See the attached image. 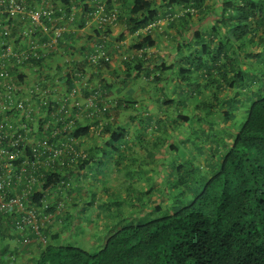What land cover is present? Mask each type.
Segmentation results:
<instances>
[{"label": "trees", "instance_id": "1", "mask_svg": "<svg viewBox=\"0 0 264 264\" xmlns=\"http://www.w3.org/2000/svg\"><path fill=\"white\" fill-rule=\"evenodd\" d=\"M60 2L77 6L76 19L68 25L70 30L63 34L58 51L48 58L29 61L23 67L12 69V77L18 82L24 83L32 74L34 81L43 79L42 86L47 87L52 77L47 75L46 65L63 54L62 61H57V70L62 75L60 81L66 80L65 97H68L78 88L77 83L84 72L91 68H108L113 55L104 40V44H96L85 58L73 57L76 39L93 38L86 34L87 28L94 29V33L101 37L107 32L103 30L123 22L125 29L118 40L129 38L130 50L143 52L157 44L154 34L160 35L159 29L146 30L153 22L162 19L154 0H132L128 11L123 14L117 6L126 0L115 3L108 0L106 13L115 15V20L100 25L92 23L90 27L86 26L92 20L95 8L86 3L87 0ZM169 3L185 5L187 18L192 19L195 13L205 21L201 19L199 27L193 29L187 19L183 20L179 33L182 35V30L193 29V34L186 38L187 41L177 43V58L174 57L169 66L165 61L164 71L161 70V74L174 72L181 77V80L177 77L176 84L177 87L181 84L182 88L174 91L184 96L183 110L179 108L171 112L174 99L163 98L157 100L154 117L147 118L146 122L151 126L153 120L158 119L160 126L159 121L162 123L166 117L167 123H192L194 138L186 141L193 142L197 151L208 150L211 155V161L206 165L209 171L196 164L197 157H187L188 161L183 158L175 168L179 178L168 181L174 183L172 191L184 186V192L177 196L167 193L165 208V203L154 199L149 205L142 206L138 204V198L131 201L132 206L139 207L132 215L133 219L126 218L114 224L113 229L106 232L104 242L92 252L57 243L59 236L50 237L48 229H43L46 242H41L44 247L34 264H264V0H224L220 10L216 4L214 7L205 6L204 0H169ZM99 45L104 47L109 59L88 63V57ZM33 64L38 71H31ZM123 66L127 70L126 83L133 76L145 77L146 73L150 78L155 72L150 69L145 72L148 65L137 57H128ZM161 74L154 75V83H160ZM97 87L91 89L90 95L100 94L103 98L98 101V106L102 107L103 103L109 102V94L104 86ZM183 88H188V93ZM126 100H116L114 107L94 117L86 101L83 104L73 101L71 117L75 123L69 137L73 141L85 137L91 133V124L104 120L102 135L112 142L113 151L119 153L121 150L113 143H120L122 148L131 151L132 146L127 142L130 140L129 131L119 124L118 117L121 109L137 111L139 105ZM49 107L48 112L33 122L37 135L41 137L53 136L54 120L48 113L57 109ZM79 116L84 117L85 122H80ZM132 116L133 121L139 120L138 114ZM138 122L141 125L143 120ZM47 123L50 124L46 129ZM185 134L186 131L181 132V137ZM200 137L205 142H200ZM164 147L167 160L169 153L178 150L174 143L165 142ZM87 157L80 158L76 167L92 164L93 159ZM81 161L84 164L81 165ZM59 178L57 174L49 175L43 190L33 193L29 201L41 205L43 193L51 185H56ZM69 193L68 190L69 197L65 198L68 203ZM58 199L60 201L61 196L56 201ZM56 206V202L52 203L49 210L54 212ZM2 217L9 218L0 215ZM61 219L64 220L58 218Z\"/></svg>", "mask_w": 264, "mask_h": 264}, {"label": "built area", "instance_id": "2", "mask_svg": "<svg viewBox=\"0 0 264 264\" xmlns=\"http://www.w3.org/2000/svg\"><path fill=\"white\" fill-rule=\"evenodd\" d=\"M107 1L87 0L95 12L86 27L115 20V15L106 13ZM77 10L76 5L67 6L60 0H0V215L9 216L17 230L30 231L42 243L46 242L43 229H48L55 218L66 215V192L72 185L70 172L80 158H85L69 137L75 123L71 117L74 100H71L80 89L59 98L56 96L61 85L58 77L43 87V79L33 83L34 80L28 82L27 78L21 83L12 77L11 71L58 51L63 34L70 30L68 25L76 19ZM172 19L171 15L159 19L146 30H162L163 22ZM103 59L109 57L99 45L87 62L96 64ZM31 71H38V67L33 64ZM101 98L100 94H93L86 99L87 108L93 110L92 117L115 106V102H105L99 107ZM49 106L57 109L48 113L54 120L53 136L41 137L33 122L48 112ZM53 174L60 178L43 193L42 204L30 202L31 195L41 192ZM54 196H61V200L56 201ZM54 202L56 210L51 212L49 208ZM21 242L28 245L31 238L24 236Z\"/></svg>", "mask_w": 264, "mask_h": 264}, {"label": "crops", "instance_id": "3", "mask_svg": "<svg viewBox=\"0 0 264 264\" xmlns=\"http://www.w3.org/2000/svg\"><path fill=\"white\" fill-rule=\"evenodd\" d=\"M112 1L115 3L118 1L123 2L124 0H112ZM126 1L127 2L123 3V5L121 4L117 6L119 7V12L122 11V14L128 11L130 7L129 4L131 3L132 0H126ZM154 1H155V7L159 10V16H161L160 18L165 19L169 15H172L173 19L171 21H164L166 22L165 26H167L168 29H163L164 31L162 32V30L158 28L160 32H162L163 34L160 33H159L160 35L154 34L155 38L157 39V44L153 48H150L143 52H137L130 50L131 48L129 45L130 42L129 38H127L124 41H119L118 37L125 29V25L123 22L122 23L119 22L113 27L103 30L107 32L106 34L103 33V36L101 35V37L94 33V29L87 28L85 29L86 34L89 36H93V38L88 40L87 38L80 39L81 37H79L78 39H76L75 45L73 47V50L75 51L72 50L74 58L77 59L79 57L85 58V56L89 54V52L93 49V47L96 44L101 42L103 43L104 40L106 46L108 45V49L111 55H113V61L111 65L108 66V68H102V69L100 68L98 70H94L93 68H91L90 70L84 72L81 80L77 83L80 92L78 93L77 97L74 99V102L78 101L79 104L85 103L86 99L91 93V89L97 86L100 87L104 86L105 89L108 91L109 94L108 101L110 104L115 102L116 100L127 99L126 101L137 103L138 106L139 102L137 98L143 97L145 101H147L144 104H142L144 108H148V110H152L155 107H157L156 106L157 99L149 98L150 89H153L154 75H158V73L156 74L154 70H159V72H161V70L164 71L163 63L166 61L167 62L166 65L169 66L171 65L174 57L177 58L178 44L176 40L178 38L175 41L174 39L176 33H179V31H181L180 28H182L183 26L184 23L183 20L187 19V21L190 22L189 23L190 25L191 24L193 25V22L196 21L194 20L193 17L191 19L185 16L186 14V10L184 7L185 5H178V4L171 5L169 3V0L166 1L154 0ZM172 22L175 24L174 25L171 24ZM197 27H199V25H197L196 28ZM57 56L60 58L53 59L49 63V65H46V72L48 73L47 75H50V77H52V79H49L50 81H54L55 79L54 77L61 78L62 76L61 74H59L60 72L57 70L58 68L57 64L58 62L62 61L63 54H59ZM128 57H132L133 59L137 57L138 59L144 60L146 66L148 65V69L145 68L144 71L146 72V70L148 71L150 69L149 71H151L152 73L154 72L153 75L150 78H147V75L145 73V77H141L144 81H140L139 76L136 77L133 76V78L130 79V81L128 80V82L126 83L124 79H126L127 77L126 74L127 70H126V66H123V62ZM159 65H161L160 69H158ZM119 77H121V79ZM33 80H34V75L32 74L28 75V82H32ZM35 81H33V83ZM66 88H67L66 80L63 79L61 80V85L59 87V90L56 92V96H58L59 98L65 97ZM123 95L129 97L124 98ZM136 114H137L136 111H132L128 109L127 110L121 109L119 112V116L121 117L125 116V117L124 118L119 117L120 119L118 118L119 119L118 122L124 129L129 131L130 140L134 138V131H135V129L131 130V128H135L139 123L138 121H140V116H139V120H137L136 122L133 121L134 117L132 115H136ZM160 115L161 114H159V116ZM80 117L81 116H79L78 118L80 119ZM83 118L81 117V119L79 120L82 123L85 122L83 121ZM105 124L106 123L104 122V120H100V122L98 121L96 123L91 124V133L89 135L77 139L75 141H72V144L76 146L77 150L80 153L87 155L88 159L91 157L93 160H92V164H89L85 167H81V166L79 168L75 167V169L70 172L73 188L69 190L70 192L69 194L71 196L70 202L68 203V201L66 200L67 202L66 203L67 211L65 212L66 215L63 216L64 220L62 221L58 220V218L57 219L55 218L52 225L48 227L50 237H52L53 235L54 237L56 235L59 236L57 237L58 238L56 241L57 243H61L68 239V237L67 238L65 237L64 233L66 232V230L70 231V227L72 233L74 232L76 233V229H77L76 226H79L80 229H84L87 233H89L90 232L89 230L91 229L92 225L87 227L88 229L87 230L84 226V223L85 225H87L88 223H92L90 216L95 214V212L96 214H98V211H96L97 209L95 208L96 203L91 202L89 196L87 197L88 186L86 182L93 179V183H92L93 185L90 184V186H93L96 189L98 188V185L102 181L101 176L100 175L98 176L97 173L98 171L95 168V166L99 159V153L103 152V146L108 141L102 135V128ZM131 146H132L131 154H135V151L140 150V147L137 144L133 143L131 144ZM111 148L113 150L112 146ZM80 164L82 165L84 163L81 161ZM67 196L69 197L68 194ZM55 198L56 197L54 196V199ZM77 202H80L79 206L77 205ZM71 203L73 204V208L69 210ZM87 203H88V207L90 208L86 209L85 205ZM94 208L96 210H94ZM79 212L82 213V215ZM77 214L79 216L81 215L80 217H78V219H80V221L78 220V222H81V224L77 222V219L74 220V218L77 217ZM70 222L76 223V226L75 225L70 226L69 225ZM12 223L13 220L10 218L7 219L3 217L0 218V264H34L36 257L40 254L44 245L41 242H39L38 239L30 231L28 230L19 231ZM92 232L93 235H95L97 231L94 232L92 229ZM69 235L70 234H68L67 236ZM24 236H28L29 238H31V242L28 245L23 244L21 242ZM78 236L80 237L81 235Z\"/></svg>", "mask_w": 264, "mask_h": 264}, {"label": "rangeland", "instance_id": "4", "mask_svg": "<svg viewBox=\"0 0 264 264\" xmlns=\"http://www.w3.org/2000/svg\"><path fill=\"white\" fill-rule=\"evenodd\" d=\"M223 2L224 0H204V5L212 7L217 5L219 8ZM193 18L196 22H193L191 27L194 29L193 26L195 25L196 28L200 20L204 19V17L201 15L196 16L194 13ZM204 21L205 19L203 22ZM209 21L213 23V20ZM165 23L166 22H163L162 24V32L164 31L163 29H168ZM192 30H182V35L176 33L174 41L177 38L179 39L176 40L178 44L187 41L186 38L193 34ZM162 32H160V30L158 31L160 34H163ZM155 73L161 74L159 70H155ZM177 77L181 80V77L174 72L161 74L160 83H154L153 89H150V99H174V104L170 108L171 112H176L179 108L181 111L183 110V104L181 102L184 100V96L182 93L176 94L174 91L176 88H182L181 84L177 87ZM140 81L144 80L140 77ZM183 89H186V93H188V88ZM128 97L124 96V98ZM202 99H205V97H202ZM137 100L139 106L136 112L138 116H140V120H143V123L137 125L135 128H131V130L135 129L134 138L127 142L128 145L133 143L139 145L140 150L135 151V154H131V151L122 148L120 143H113L117 148L121 147V150L118 151L119 153H116L111 148L112 142L108 140L109 143L106 142V144H104L103 152L99 153V159L95 166L98 171V176H101L102 181L96 189L90 186V184L93 183V179L86 182L88 186L87 197L89 196L90 201L96 203L95 208L97 210L95 208L94 210L98 211V214L95 212V214L90 216L92 223H88L87 225L84 223L86 229L92 225L89 233L84 229H80L79 226H76V223H74L76 221L71 222L70 226L75 225L77 228L76 233H72L70 227L71 232L66 230L64 233L65 237H68V239L60 244L73 245L90 252L96 250L98 246L104 242L107 237L106 232L113 229L114 224L116 225L118 222H121L120 220L126 218H128V220L133 219L132 215L138 212L139 207L132 206L131 201H135L137 198L138 204L141 206L149 205L151 200L154 199L158 201V203H165V205H163L165 208L168 203L167 193L169 195L176 194L177 196L184 192V186L176 189L177 191H172L174 183L168 181V179L171 182H173V179L177 181L179 178L178 170L175 168L183 158H186V161H188L189 159H187V157L193 158L195 156L197 157L195 159L196 164L203 167L205 171L208 170L206 165L211 161V155H209L208 150L202 148L198 150L200 152L202 151L200 153L197 151L198 147L195 146L193 142L186 141L191 137L194 138L192 123L187 125H182L180 122L174 124L167 123L165 117L162 123L161 120L159 121L160 126L157 124L158 119L153 120V124L150 126V123L146 122V119L151 116L154 117L155 111H153V109L148 110V108L142 106V104L147 102L143 97L137 98ZM189 105L191 108L193 107V104ZM132 111L135 110L133 109ZM119 117L124 118L125 116ZM156 127L160 128V130L158 131ZM183 131H186V134L181 137V132ZM165 142L174 143L178 147V150L176 149L173 151L174 153H169L168 160L164 152ZM200 142H205V139L200 137ZM169 168H171V172L168 171ZM182 197H180L179 200L182 199ZM72 208L73 204L71 203L69 210ZM85 208H90L88 207V203L85 205ZM80 214L82 215V213ZM156 215L154 217H156ZM80 216L77 214L74 220L77 219V222L78 220L80 221V219H78ZM78 223L81 224V222ZM92 229L94 232L97 231L95 235H93ZM68 234L70 235L67 236ZM78 235L81 236L79 237Z\"/></svg>", "mask_w": 264, "mask_h": 264}]
</instances>
